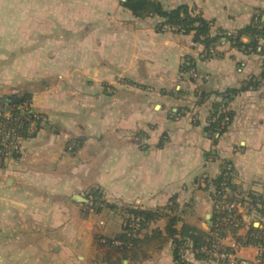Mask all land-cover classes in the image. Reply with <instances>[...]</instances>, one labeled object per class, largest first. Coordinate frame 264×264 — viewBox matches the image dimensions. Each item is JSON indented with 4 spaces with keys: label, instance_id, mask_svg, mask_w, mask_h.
Returning a JSON list of instances; mask_svg holds the SVG:
<instances>
[{
    "label": "crops",
    "instance_id": "obj_1",
    "mask_svg": "<svg viewBox=\"0 0 264 264\" xmlns=\"http://www.w3.org/2000/svg\"><path fill=\"white\" fill-rule=\"evenodd\" d=\"M123 1L0 0V106L28 91L29 106L46 116L0 163V264H174L168 219L210 231L211 179L225 168L243 220L238 234L264 222L256 208L264 200V81L234 92L259 76L264 54L223 42L205 57L192 33L160 30V17H136ZM158 1L190 5L213 31L234 32L264 8V0ZM187 59L194 65L184 71ZM222 112L230 118L220 130L212 124ZM95 190L103 203L91 209ZM128 208L162 216L133 249L113 252L102 237L123 231ZM256 252L248 245L238 255ZM186 258L220 264L190 250Z\"/></svg>",
    "mask_w": 264,
    "mask_h": 264
},
{
    "label": "trees",
    "instance_id": "obj_2",
    "mask_svg": "<svg viewBox=\"0 0 264 264\" xmlns=\"http://www.w3.org/2000/svg\"><path fill=\"white\" fill-rule=\"evenodd\" d=\"M123 5L130 9L136 17H160L162 19L159 25L160 30L169 27L178 32L192 33L193 41L204 46L203 53L205 57L217 54V46L222 41L229 42L247 53L258 52L264 54V8L258 9L250 23L236 29L234 32H229L223 29L213 31L212 22L206 19L201 12L195 11L194 8L186 3L171 9L165 8L158 0H124ZM243 37H247L248 41H244ZM193 65L192 60L187 59L182 65V70L188 71L193 68ZM262 81H264V68L259 76H252L239 89H234V92L257 88ZM31 98V92H19L14 94L11 100H4L10 101L9 110H6L4 105L0 106L1 127L13 131L16 135L17 142L29 136V130L33 124L39 126L42 122L40 118H36L35 116L37 113H42L29 106ZM5 113L8 116H5ZM229 115L226 112L220 113L212 125L220 130L224 129L228 124ZM226 116L228 119L224 120ZM3 137V133H0V163L9 155L3 146ZM12 154L17 155L18 151H13ZM211 183L214 185V190L211 193L214 201V212L212 215L213 226L210 231L206 232L185 222L179 228L178 223L182 219L177 214H173L168 219L166 224V238L170 239L174 246V264H190L186 258V252L188 250L192 251L197 259H209L202 251V247L214 238L215 231L219 232L222 237L229 233L226 224H217L216 218L219 213L216 205L223 201H233L227 193V189L231 187L230 170L225 168L222 173L211 179ZM92 195L94 196V208H97L103 203L102 194L99 190H95L92 191ZM253 198L255 199L257 196H253ZM254 199L252 201L254 205L259 203ZM262 205V207L257 206L256 208L262 217H264V200H262ZM126 212L128 216L125 218L123 231L115 237H102L103 244L113 252H125L126 250L133 249L140 240L139 234L142 229L146 228L151 221L157 220L162 216V210L160 209L128 208ZM236 218L239 224L236 227H232L230 232L235 235L239 243L248 245L260 241V236L264 235V222L262 220H260L261 226H254L252 223L247 233L242 236L238 234V230L243 226V220L240 214ZM154 235H161L160 230H155Z\"/></svg>",
    "mask_w": 264,
    "mask_h": 264
},
{
    "label": "built area",
    "instance_id": "obj_3",
    "mask_svg": "<svg viewBox=\"0 0 264 264\" xmlns=\"http://www.w3.org/2000/svg\"><path fill=\"white\" fill-rule=\"evenodd\" d=\"M166 28V27H165ZM223 43V41H222ZM5 116H8L5 113ZM36 118H40L42 121L46 120V116L43 114H36ZM0 133H3V146L7 150V154H11L13 151L19 150V143L16 141V135L13 131L6 130L1 127L0 124ZM90 208H94V196L91 194L89 196ZM216 209L219 213L217 216V224L228 226V234H231L234 237V240L230 244H225L222 242V239L226 236H220L219 232L215 231L214 238L202 247V251L208 256L209 260L215 261L220 264H264V235L260 236V241L253 245L257 252L256 256L253 259L244 258L238 255V250L242 245L236 240V237L233 233L230 232L232 227L238 226L239 222L236 218L238 211L233 202H219L216 205ZM241 229V228H240ZM239 229V230H240ZM238 230V232H239ZM262 239V240H261Z\"/></svg>",
    "mask_w": 264,
    "mask_h": 264
},
{
    "label": "water",
    "instance_id": "obj_4",
    "mask_svg": "<svg viewBox=\"0 0 264 264\" xmlns=\"http://www.w3.org/2000/svg\"><path fill=\"white\" fill-rule=\"evenodd\" d=\"M12 99V96H8V100H11ZM6 110H9V108H10V101L7 103V105H6ZM208 218H210V216L208 217Z\"/></svg>",
    "mask_w": 264,
    "mask_h": 264
},
{
    "label": "rangeland",
    "instance_id": "obj_5",
    "mask_svg": "<svg viewBox=\"0 0 264 264\" xmlns=\"http://www.w3.org/2000/svg\"><path fill=\"white\" fill-rule=\"evenodd\" d=\"M3 43H4V42H0V50H2V47H1V45H3Z\"/></svg>",
    "mask_w": 264,
    "mask_h": 264
}]
</instances>
